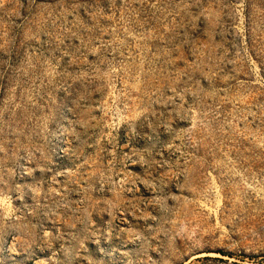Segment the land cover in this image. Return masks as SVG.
Listing matches in <instances>:
<instances>
[{
  "label": "rangeland",
  "instance_id": "374dc122",
  "mask_svg": "<svg viewBox=\"0 0 264 264\" xmlns=\"http://www.w3.org/2000/svg\"><path fill=\"white\" fill-rule=\"evenodd\" d=\"M0 264H264V0H0Z\"/></svg>",
  "mask_w": 264,
  "mask_h": 264
}]
</instances>
